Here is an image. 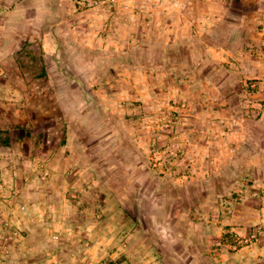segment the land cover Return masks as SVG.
Listing matches in <instances>:
<instances>
[{
    "label": "rangeland",
    "instance_id": "obj_1",
    "mask_svg": "<svg viewBox=\"0 0 264 264\" xmlns=\"http://www.w3.org/2000/svg\"><path fill=\"white\" fill-rule=\"evenodd\" d=\"M258 1L0 0V264H264Z\"/></svg>",
    "mask_w": 264,
    "mask_h": 264
},
{
    "label": "crops",
    "instance_id": "obj_2",
    "mask_svg": "<svg viewBox=\"0 0 264 264\" xmlns=\"http://www.w3.org/2000/svg\"><path fill=\"white\" fill-rule=\"evenodd\" d=\"M192 1H194V2H202V3H204L207 7H208V4L209 5H211V4H213V2H214V0H192ZM262 1H264V0H259L258 1V3H259V5L258 6H256L255 7V12H259V11H263L264 9H263V7H262ZM207 10V9H206ZM205 18H207L206 16H205ZM258 34H260L261 36H262V38H263V41H264V30H259V32H258ZM252 46L253 47H256L257 48V52H259L260 53V55H262V58H261V60H262V64H263V66H264V42H262V43H259L258 45L257 44H252ZM258 77H261L262 79H264V75H259V76H256V78H258ZM262 84H263V86H264V81H262L261 82ZM262 86V87H263Z\"/></svg>",
    "mask_w": 264,
    "mask_h": 264
},
{
    "label": "trees",
    "instance_id": "obj_3",
    "mask_svg": "<svg viewBox=\"0 0 264 264\" xmlns=\"http://www.w3.org/2000/svg\"><path fill=\"white\" fill-rule=\"evenodd\" d=\"M147 55H148V54H147ZM153 60H154L156 63H158V62H159V60H158V59L156 60V59H154V58H153ZM212 180H216V178H213Z\"/></svg>",
    "mask_w": 264,
    "mask_h": 264
}]
</instances>
